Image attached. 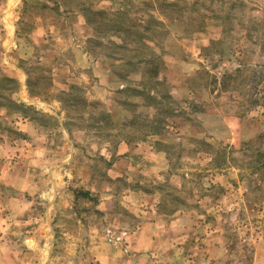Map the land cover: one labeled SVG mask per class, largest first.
I'll list each match as a JSON object with an SVG mask.
<instances>
[{"label":"rangeland","instance_id":"rangeland-1","mask_svg":"<svg viewBox=\"0 0 264 264\" xmlns=\"http://www.w3.org/2000/svg\"><path fill=\"white\" fill-rule=\"evenodd\" d=\"M5 140L28 192L0 237L29 239L24 264L114 259L144 212L171 237L155 264H264V0H0Z\"/></svg>","mask_w":264,"mask_h":264},{"label":"crops","instance_id":"crops-1","mask_svg":"<svg viewBox=\"0 0 264 264\" xmlns=\"http://www.w3.org/2000/svg\"><path fill=\"white\" fill-rule=\"evenodd\" d=\"M85 58H88V54H85ZM88 68L91 69L93 74L96 76H105L106 70L102 68V73H100V67L98 65L96 66L92 64ZM11 69H8V77H16L20 87L24 89L25 92V77L20 72H17L15 67L14 69ZM22 98L23 99H20L18 103L24 105L30 104L25 96H22ZM23 132L27 133L29 137H32V135L38 131L34 127L28 126L25 130H23ZM6 139L8 141L10 140L8 138ZM7 140L0 144V184H4L6 188H9L13 191H11L12 193H0V235L1 232L5 233L8 229H10L7 221L5 220V217H8L7 213H9L11 216L15 214L19 215L26 213L27 210V204L24 198V193H26L28 190L26 189L27 183L24 178L20 177V171L18 169L16 171L9 170V162L7 158H9V152L10 154L14 152V147L12 144L9 145ZM120 150L127 152L129 151V148L126 144H123L120 146ZM15 190H19L23 195L14 193ZM136 216L140 220V224L132 229L133 234L127 235L128 245L123 247L122 252H120L121 255H116L119 256L120 259L116 256L114 259H111L106 254L102 253L98 258L100 264H155L157 262L156 258L160 253H162V249L165 247L166 243L168 244V242L171 240V237L165 238L164 234L162 238H158L156 234L157 231L162 229V231L166 232V227L155 215L154 217L152 215L151 219L147 218V213L145 212L143 216L139 215L138 213H136ZM5 239L6 237H0V264H20L21 257L19 249L22 248V254L25 252V250H29V245L27 244L29 239H18L17 242L16 239L10 241ZM213 247L214 250H218V246L213 245ZM21 262L24 264L23 259Z\"/></svg>","mask_w":264,"mask_h":264},{"label":"trees","instance_id":"trees-1","mask_svg":"<svg viewBox=\"0 0 264 264\" xmlns=\"http://www.w3.org/2000/svg\"><path fill=\"white\" fill-rule=\"evenodd\" d=\"M162 4L163 5H169V2H166V1H162ZM92 15L94 16H96V15H104V13H102V12H95L94 14L92 13ZM124 15V14H123ZM87 20V22H88V24L89 25H91L92 23L90 22V19H86ZM107 26V25H106ZM116 34V33H115ZM138 43H140V44H142L143 46H146V43H145V41L143 40V39H141V40H139L138 41ZM223 42H221V41H219V42H214V43H212V48H216V47H218L219 45H221ZM114 43H112V45H113ZM147 48H149L148 46H146ZM118 48H120V49H122V48H126V43H124V41H123V43H122V45H119V47ZM210 48H208L207 50H209ZM206 50V49H205ZM158 59H159V57L158 56H156V55H153V56H151V58L150 59H140V60H138V61H140V62H136L138 65H144L143 66V68H145V71L147 72V74L149 75V77L152 79L153 78V80L155 79L156 80V82L160 85L161 83L159 82V80H158V72H159V70H158V68L156 67V64H153V62H158ZM130 62V61H129ZM136 63H135V65H136ZM147 66H149V67H147ZM151 66H152V69H150L151 68ZM153 66H155V67H153ZM236 75H238V74H240V73H242V69L240 68V69H237L235 72H234ZM236 78H237V76L235 77V79H234V75H232V74H230V75H227V77H226V79H230V80H233L234 79V81L236 80ZM12 81V80H11ZM27 89H28V92H29V94L32 96V97H36V95H33V94H31V89L30 88H32L30 85H31V83H30V78H29V80H27ZM222 87V89L224 90V91H227L228 90V88H227V85H225V84H222L221 85ZM72 90H77V88L75 87V86H72V88H71ZM68 96H70V93H68ZM152 100H156V97H150ZM163 98H169V95H163ZM161 100V99H160ZM83 104L86 106H92L93 104H88L86 101H84L83 100ZM11 105H13V106H15V107H18V108H22V110H26V105H24V104H20V103H17V102H15V101H11ZM102 117H104V119H109L110 121H111V118H110V114L109 113H103L102 114ZM108 120V121H109ZM156 135H157V133H156ZM89 195V194H88Z\"/></svg>","mask_w":264,"mask_h":264},{"label":"built area","instance_id":"built-area-1","mask_svg":"<svg viewBox=\"0 0 264 264\" xmlns=\"http://www.w3.org/2000/svg\"><path fill=\"white\" fill-rule=\"evenodd\" d=\"M124 236H127V233H124ZM123 238L124 237H117V238H115L114 240L116 241V242H120V241H122L123 240ZM112 240V239H111ZM110 240V241H111Z\"/></svg>","mask_w":264,"mask_h":264}]
</instances>
